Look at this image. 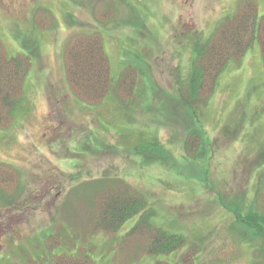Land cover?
I'll return each instance as SVG.
<instances>
[{"label":"rangeland","instance_id":"obj_1","mask_svg":"<svg viewBox=\"0 0 264 264\" xmlns=\"http://www.w3.org/2000/svg\"><path fill=\"white\" fill-rule=\"evenodd\" d=\"M242 1L0 0V52L31 60L14 113L0 119V264L51 263L46 245L65 255L85 247L97 264H175L193 246L195 264H264L263 241L232 212L264 214L257 39L227 63L212 93L207 77L200 100L191 99L198 120L181 93L196 53ZM248 1L264 15V0ZM87 35L101 38L115 86L100 100L69 81L70 49ZM198 129L205 152L195 151L198 133L188 141ZM152 142L169 156L148 159ZM113 181L144 195L155 213L148 220L187 244L139 258L117 253L136 215L112 233H88L118 198Z\"/></svg>","mask_w":264,"mask_h":264},{"label":"trees","instance_id":"obj_2","mask_svg":"<svg viewBox=\"0 0 264 264\" xmlns=\"http://www.w3.org/2000/svg\"><path fill=\"white\" fill-rule=\"evenodd\" d=\"M88 42H76L70 49L69 56L72 60L71 68L69 69V81L72 86L77 88L86 100L103 97L111 90L115 89L112 85V79L109 73V66L104 56L102 41L98 35H87ZM257 39L260 46L262 64L264 68V15L258 18L257 6L255 1L243 0L235 9L234 13L226 15L215 28L211 36H209L202 44V49L196 53L195 62L191 73L188 76L187 83L182 90L183 98H186L187 105L193 114L192 119H197V104L195 106V98L200 100L201 89L205 84L208 76H211V84L208 86L211 92L214 90L216 80L219 74L224 70L227 63L232 60H239L240 57L250 47L254 39ZM80 45L81 49L77 50ZM31 60L29 55L20 54L14 57H8L0 52V119L4 114H13L16 109L17 96L22 93V83L24 77L29 70ZM130 66H128L129 68ZM123 80V79H122ZM16 95V96H15ZM184 95H186L184 97ZM210 95V94H209ZM193 98V99H192ZM192 99V100H191ZM201 130H196L189 135L197 136L198 146L202 144ZM153 143V142H152ZM144 146L143 153H147L148 159H161L169 156V151L164 149L155 142ZM203 145V146H202ZM195 151L205 152L206 147L203 144ZM192 147V145H187ZM169 153V154H168ZM146 156V155H145ZM196 155L191 160H197ZM115 184H117L115 186ZM117 191V199L113 203H109V210H103L102 217L99 215L93 216L92 226L89 222L90 230L88 233H97L100 231L112 233L120 229L122 224L136 215V221L128 231L120 235L116 242L117 253L124 251H137V257L143 255H159L175 252L187 244V238L180 232H169L166 229L158 226L155 227L149 219V216L155 215L154 208L149 207L148 201L144 195L135 190L128 184L124 185L120 181H113L111 189ZM264 189V183L262 184ZM93 212L98 210L93 207ZM238 223L250 224L252 227L253 237H260L259 240L264 243V214L254 213L256 219L247 217L249 214H242L239 211H232ZM247 213V212H246ZM102 219V221H100ZM252 219V220H251ZM91 226V227H90ZM249 230V229H248ZM112 231V232H111ZM250 231V230H249ZM251 235V234H250ZM47 237V236H46ZM254 239V238H253ZM47 244V243H46ZM139 246V250L138 247ZM48 252V258L36 260L34 264H97L90 256V249L83 248V251L77 253H68L66 251L56 254V246L45 247ZM53 250V251H52ZM52 251V252H51ZM196 247H188L184 253L174 262L175 264H195ZM264 254V247L262 248ZM117 260V259H116ZM116 262V261H115ZM114 262V264H115ZM132 263V261H131ZM113 264V263H112ZM153 264H172L165 260H155Z\"/></svg>","mask_w":264,"mask_h":264}]
</instances>
